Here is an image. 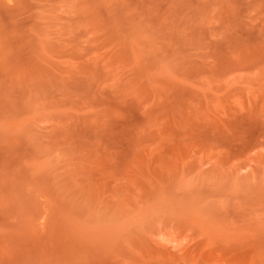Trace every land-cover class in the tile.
<instances>
[{
  "label": "rangeland",
  "instance_id": "rangeland-1",
  "mask_svg": "<svg viewBox=\"0 0 264 264\" xmlns=\"http://www.w3.org/2000/svg\"><path fill=\"white\" fill-rule=\"evenodd\" d=\"M0 264H264V0H0Z\"/></svg>",
  "mask_w": 264,
  "mask_h": 264
}]
</instances>
